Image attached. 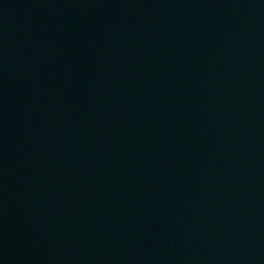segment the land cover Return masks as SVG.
Here are the masks:
<instances>
[{
  "label": "water",
  "instance_id": "1",
  "mask_svg": "<svg viewBox=\"0 0 264 264\" xmlns=\"http://www.w3.org/2000/svg\"><path fill=\"white\" fill-rule=\"evenodd\" d=\"M0 264H264V0H0Z\"/></svg>",
  "mask_w": 264,
  "mask_h": 264
}]
</instances>
